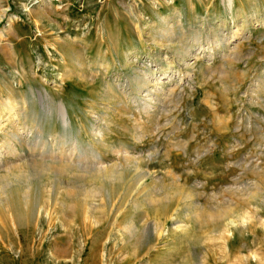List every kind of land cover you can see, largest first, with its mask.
<instances>
[{"label": "rangeland", "instance_id": "rangeland-1", "mask_svg": "<svg viewBox=\"0 0 264 264\" xmlns=\"http://www.w3.org/2000/svg\"><path fill=\"white\" fill-rule=\"evenodd\" d=\"M0 264H264V0H0Z\"/></svg>", "mask_w": 264, "mask_h": 264}, {"label": "bare ground", "instance_id": "bare-ground-1", "mask_svg": "<svg viewBox=\"0 0 264 264\" xmlns=\"http://www.w3.org/2000/svg\"><path fill=\"white\" fill-rule=\"evenodd\" d=\"M232 5H233V0H226V6L228 7V9H231ZM40 100H41V95H40ZM19 106H20V104H18L17 102H14L12 99L6 101L5 103H1V108L5 109L8 113L12 114L13 116H17L18 115V111L17 110H18V108L20 109ZM57 113H58V116H59L60 120L64 124H66L67 115H65L64 109L62 107H60L57 110ZM30 129H31V126H25L24 130L25 131H29ZM63 141H65V138L64 137H59L58 143L60 142V144H61ZM69 151H70L69 154H66V155L61 152L59 154L60 158H58V160H60V161H69V162H71L70 164L74 165L75 162L72 160V156L74 155V153L76 151V148L75 147L74 148H70ZM77 164L79 165V170L82 171V172H86V173H89V171H94L95 173L100 174L102 171L105 170V168L100 165L101 163L94 164L93 162H90L89 159L86 158V157L85 158H80V160H79V162Z\"/></svg>", "mask_w": 264, "mask_h": 264}]
</instances>
